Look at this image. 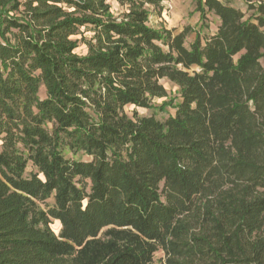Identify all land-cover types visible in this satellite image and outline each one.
Listing matches in <instances>:
<instances>
[{
	"label": "trees",
	"instance_id": "trees-1",
	"mask_svg": "<svg viewBox=\"0 0 264 264\" xmlns=\"http://www.w3.org/2000/svg\"><path fill=\"white\" fill-rule=\"evenodd\" d=\"M244 1L247 17L201 0L219 24L186 47L187 30L149 26L159 0L120 19L106 0H0L25 14L0 42V264H151L158 249L164 264H264V0ZM161 79L175 113L128 115L166 95Z\"/></svg>",
	"mask_w": 264,
	"mask_h": 264
},
{
	"label": "rangeland",
	"instance_id": "rangeland-1",
	"mask_svg": "<svg viewBox=\"0 0 264 264\" xmlns=\"http://www.w3.org/2000/svg\"><path fill=\"white\" fill-rule=\"evenodd\" d=\"M110 7V14L120 19V16L127 11L129 0H106ZM221 2L232 5L239 8L245 13V17L252 13V11L247 10V2L244 0H220ZM259 0H252V3H256ZM158 6L146 5L148 12V24L153 28L164 27L176 34L182 30H187L184 45L189 47L190 44L199 36L202 40L204 37L212 35L219 24V19L213 12H208L201 9V0H159ZM200 2V4H199ZM201 7V8H200ZM200 8V9H199ZM72 10V8H68ZM23 7L21 6L19 10H12L10 5H4L0 7V42L6 43L7 41L13 42V29L5 31L3 34V28L6 18L20 19L25 14L22 13ZM93 29L90 25H82L79 27V33L76 37H81L82 40L79 42L75 51L78 54H85L87 52V42L93 34ZM161 83L165 84L167 91L166 95L162 98H153L150 101L148 108L135 107L132 105H127L124 107L125 112L128 115H132L133 111H136L139 115H153L156 119L163 121L170 115H173L177 109L179 102L181 101V96L179 89L173 83L167 81L166 79H161ZM38 96L44 98L46 96L45 86L41 84L38 90ZM50 126V125H48ZM1 144V142H0ZM1 149V145H0ZM63 154L66 157L89 160L91 157L83 152L73 153L69 149H64ZM38 168L33 165L30 161L28 162L24 176H28L31 172H37ZM42 177V174L39 173ZM162 182L160 187L162 188ZM55 191L52 192L51 196L45 200H39L38 204L43 208L47 209L52 206L55 202ZM164 200V197H161ZM49 227L51 230L58 234L61 229V223L55 218H51L49 222ZM165 254L161 249L154 252L151 264H164Z\"/></svg>",
	"mask_w": 264,
	"mask_h": 264
},
{
	"label": "flooded vegetation",
	"instance_id": "flooded-vegetation-1",
	"mask_svg": "<svg viewBox=\"0 0 264 264\" xmlns=\"http://www.w3.org/2000/svg\"><path fill=\"white\" fill-rule=\"evenodd\" d=\"M232 6V5H231ZM234 7V6H233ZM239 9V8H238ZM243 12V11H242Z\"/></svg>",
	"mask_w": 264,
	"mask_h": 264
}]
</instances>
